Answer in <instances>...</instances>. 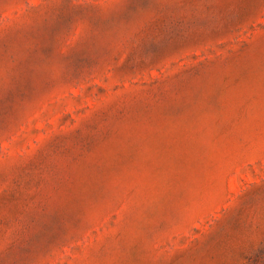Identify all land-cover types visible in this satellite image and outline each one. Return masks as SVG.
Instances as JSON below:
<instances>
[{"label": "rangeland", "instance_id": "1", "mask_svg": "<svg viewBox=\"0 0 264 264\" xmlns=\"http://www.w3.org/2000/svg\"><path fill=\"white\" fill-rule=\"evenodd\" d=\"M0 264H264V0H0Z\"/></svg>", "mask_w": 264, "mask_h": 264}, {"label": "snow or ice", "instance_id": "2", "mask_svg": "<svg viewBox=\"0 0 264 264\" xmlns=\"http://www.w3.org/2000/svg\"><path fill=\"white\" fill-rule=\"evenodd\" d=\"M84 11L83 8L79 4L72 5L71 9L68 12V17L71 18L73 16H82V12ZM59 27V22L57 24Z\"/></svg>", "mask_w": 264, "mask_h": 264}]
</instances>
